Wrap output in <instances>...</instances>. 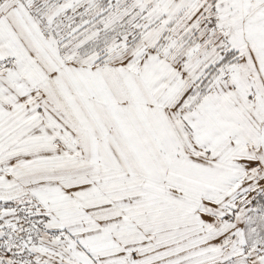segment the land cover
Returning a JSON list of instances; mask_svg holds the SVG:
<instances>
[{
	"label": "snow or ice",
	"instance_id": "6c2138e0",
	"mask_svg": "<svg viewBox=\"0 0 264 264\" xmlns=\"http://www.w3.org/2000/svg\"><path fill=\"white\" fill-rule=\"evenodd\" d=\"M0 264H264V0H0Z\"/></svg>",
	"mask_w": 264,
	"mask_h": 264
}]
</instances>
